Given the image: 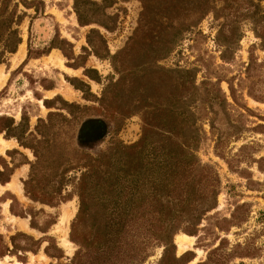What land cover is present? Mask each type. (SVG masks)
I'll list each match as a JSON object with an SVG mask.
<instances>
[{
    "label": "rangeland",
    "instance_id": "rangeland-1",
    "mask_svg": "<svg viewBox=\"0 0 264 264\" xmlns=\"http://www.w3.org/2000/svg\"><path fill=\"white\" fill-rule=\"evenodd\" d=\"M26 1L29 8L21 3L15 8L19 22L13 28L18 30L21 42L14 53L7 52L0 59V73L6 76L0 87V128L10 124L9 120L16 128L23 123L13 133L25 129L28 143V134L49 112L72 120L56 118L49 140L38 146L40 160L30 190L35 197L54 202L53 206L34 202L26 195L24 182L30 175L29 166L25 172L20 171L17 182L18 174L12 181L10 175L11 182L0 186V236L8 249L4 251L0 242V264H70L78 250L71 238L81 237L89 226L77 220L79 198L75 187L85 171L79 166L87 164V155L108 152L114 142L130 146L140 141L144 116H131L117 132H112L111 120L106 118L109 134L93 146L82 147L77 137L81 123L103 113L98 99L119 75L107 56L100 59L89 54L85 60H78L81 66L74 69L68 66L74 60L49 46L55 39L65 40L72 44L75 59L84 54L82 48L90 51L86 35L96 29L112 56L125 47L138 27L142 4L139 0H89L99 5L93 7L92 18L109 26L105 29L95 21L79 26L74 0ZM16 2H9V10ZM102 12L107 18L101 16ZM171 34L172 51L158 65L194 71L196 88L188 94L200 130L196 156L219 179L217 206L203 217L195 234L177 232L173 249L165 252L162 243L150 242L141 264H264V0H213L210 12L195 26ZM21 46L24 55L14 60ZM132 52L128 65L141 68L142 56ZM85 69L94 70L97 80L89 79ZM74 78L87 85V99L74 88L70 81ZM153 89L148 88V102L175 106L178 90L170 81ZM55 97L59 99L50 104L53 108H47L44 101ZM61 101L88 109L71 117L59 109ZM1 141L7 146L3 148ZM34 161L30 149L19 146L15 137L0 133L2 179L11 168ZM70 165L62 181V197L51 196L60 180L52 176ZM12 200L14 213L9 209ZM17 234L21 236L16 238V246L27 251L10 253V238ZM178 235L192 238L180 252L175 245Z\"/></svg>",
    "mask_w": 264,
    "mask_h": 264
},
{
    "label": "trees",
    "instance_id": "trees-1",
    "mask_svg": "<svg viewBox=\"0 0 264 264\" xmlns=\"http://www.w3.org/2000/svg\"><path fill=\"white\" fill-rule=\"evenodd\" d=\"M10 1L0 0V59L7 52L14 53L21 42L18 30L13 28L19 22L15 12L17 4L30 7L26 0H17L9 10ZM139 1L142 4L139 25L125 47L116 54L110 56L107 53L105 40L96 29H90L86 35L90 51L82 48L84 54L75 59L69 42L55 39L49 46V49H59L68 60H74L68 64L74 69L81 66L77 61L85 60L89 54L100 59L107 56L119 75L116 81L105 87L98 99L103 112L100 116L105 114V118L99 116L81 123L77 137L82 147L93 146L109 134L106 118L111 120L112 132H117L131 116L139 113L144 116L140 141L130 146L114 142L108 152L96 157L87 155V164L79 166L85 171L75 187L79 198L77 220L86 221L89 226L81 237L71 238L78 250L70 264H141L145 257L144 249L150 242L162 243L165 252L173 249L172 239L177 232L195 234L203 217L217 206L219 179L210 166L201 164L196 156L200 130L189 105L191 98L188 94L189 90L196 88L194 71L166 69L158 65L172 51L171 33L195 26L210 12L213 0ZM93 7L99 5L89 0H74L73 10L79 26L95 21L108 29L104 22L93 20ZM101 16L107 18L103 12ZM132 51L142 56L141 68L128 65ZM84 74L91 80H97V73L92 69H85ZM70 81L87 99V85L75 78ZM163 81H170L178 90L173 107L148 102L151 100L148 88L158 89ZM58 99L45 100L44 105L53 108L50 104ZM59 109L75 117V113L88 108L61 101ZM56 118L64 122L72 120L59 112H49L45 120H38L34 132L28 134V143L25 129L18 134L13 133L23 123L16 128L9 120L10 124L0 128L5 137H15L19 146L32 151L35 161L28 163L30 175L24 182V190L30 200L50 206L54 202L35 197L30 186L40 160L38 146L49 140ZM71 167L67 166L52 176L60 180L56 182L58 186L53 187L51 196L62 197V181ZM15 168L17 166L11 168L6 179L1 178L0 172L1 185L9 181ZM66 200L64 198L63 202ZM14 203L12 200L9 206L11 213H14ZM20 236L17 234L10 238V253L17 249L27 251V248H18L15 244ZM0 242L7 252L1 236ZM45 253L48 254L47 249Z\"/></svg>",
    "mask_w": 264,
    "mask_h": 264
},
{
    "label": "bare ground",
    "instance_id": "bare-ground-1",
    "mask_svg": "<svg viewBox=\"0 0 264 264\" xmlns=\"http://www.w3.org/2000/svg\"><path fill=\"white\" fill-rule=\"evenodd\" d=\"M24 55V47H20V50L18 51V54L14 57L15 59H20L22 58ZM6 76L2 77L1 73H0V87L3 85V82L5 81ZM2 146H5L4 141H1ZM68 209V208H66ZM70 212H72L71 210H69ZM66 225V223L64 224ZM65 229L62 228V233ZM192 238L185 236V235H178L175 238V245L177 246L178 251H183L186 248L187 244H191ZM64 246H66V241H64Z\"/></svg>",
    "mask_w": 264,
    "mask_h": 264
},
{
    "label": "crops",
    "instance_id": "crops-1",
    "mask_svg": "<svg viewBox=\"0 0 264 264\" xmlns=\"http://www.w3.org/2000/svg\"><path fill=\"white\" fill-rule=\"evenodd\" d=\"M21 47H22V46H21ZM19 49H20V48H19ZM4 144H5V146H7V144L5 143V141H4ZM5 146H3V148H4ZM3 148H2V149H3ZM27 166H29L28 163H27V165H26V163H24V164H22L21 167H19V168H18V167L15 168L14 171H12V173H11V181H12V179L18 174L17 177H16V182H17V180L19 179V176L21 175V174H20V171L22 170V172H25ZM11 181H8V182L5 183L4 185H1V184H0V186L4 187V186H6L7 184H9ZM12 184H13V183H12ZM9 186L13 187V185H11V184H10ZM15 189H16V188H15Z\"/></svg>",
    "mask_w": 264,
    "mask_h": 264
}]
</instances>
